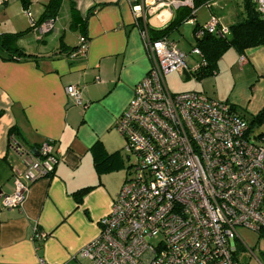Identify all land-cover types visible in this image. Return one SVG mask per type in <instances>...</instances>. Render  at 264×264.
Instances as JSON below:
<instances>
[{
  "label": "crops",
  "instance_id": "0c3cea01",
  "mask_svg": "<svg viewBox=\"0 0 264 264\" xmlns=\"http://www.w3.org/2000/svg\"><path fill=\"white\" fill-rule=\"evenodd\" d=\"M49 1L0 5V35L23 33L20 53L9 59L0 49V264H87L77 253L97 236L127 177L126 141L115 122L150 65L127 0H59L54 30L38 36L30 23L42 19ZM197 1V27L215 16L229 30L246 18L248 3L257 11L251 0ZM79 36L87 39V52L69 59ZM219 62L230 72L237 68L247 84L264 82V45L243 54L229 49ZM69 85L81 89V104L67 97ZM44 144L59 158L54 171L29 184L20 209H3L12 171L25 170L16 150L37 156ZM35 232L45 239L34 242ZM244 252V264H264V246L256 255L255 248L239 247V264Z\"/></svg>",
  "mask_w": 264,
  "mask_h": 264
},
{
  "label": "built area",
  "instance_id": "2783aa9c",
  "mask_svg": "<svg viewBox=\"0 0 264 264\" xmlns=\"http://www.w3.org/2000/svg\"><path fill=\"white\" fill-rule=\"evenodd\" d=\"M251 1L264 16V0ZM127 2L150 62L115 122L128 162H134L99 220L97 236L77 256L87 264H239L238 248H245L239 232L264 229V147L252 142L247 120L229 104L199 92L170 93L167 75L193 77L204 66L202 54L193 47L188 55L169 38L152 40L149 34L165 28L180 8L192 11L186 24L194 25L195 41L224 37L229 30L215 16L197 27L194 0ZM54 24V18L31 20L30 28L43 36ZM87 47L79 36L68 58L85 56ZM189 56L198 58L190 68ZM65 93L81 104L80 88L69 85ZM16 151L25 170L12 171V193L1 199L5 210L20 209L29 184L51 175L59 161L50 144L37 156ZM45 237L35 232L32 240Z\"/></svg>",
  "mask_w": 264,
  "mask_h": 264
},
{
  "label": "rangeland",
  "instance_id": "374dc122",
  "mask_svg": "<svg viewBox=\"0 0 264 264\" xmlns=\"http://www.w3.org/2000/svg\"><path fill=\"white\" fill-rule=\"evenodd\" d=\"M199 17H201L200 14ZM169 38L177 45L178 49L188 55L190 54L192 46L194 45L193 27L191 25L182 24L178 29L170 33ZM231 53L233 52L226 53L224 58L229 59L230 55H233ZM196 60H198L197 57L189 56L187 60L188 67L190 68L195 65ZM217 73L218 75L213 78H204L201 81V85L193 77L185 74L172 73L166 77V86L172 94L199 92L219 102L228 103L248 123H252L253 117L264 109V82H259L258 86L255 84H247L245 82V75H241L237 68H233L230 72L220 62ZM249 134L254 144L264 147V121L259 124H252ZM133 162L134 157H131L129 165L133 164ZM120 173L121 175L124 174L123 172ZM120 173L116 174V176L109 177L110 185L115 186V182ZM245 231L241 230L239 236L245 245L249 248H255V255L258 254L262 251L264 239L257 238L258 236L255 233ZM239 261L241 264L245 263V252L239 256Z\"/></svg>",
  "mask_w": 264,
  "mask_h": 264
},
{
  "label": "trees",
  "instance_id": "16d2710c",
  "mask_svg": "<svg viewBox=\"0 0 264 264\" xmlns=\"http://www.w3.org/2000/svg\"><path fill=\"white\" fill-rule=\"evenodd\" d=\"M20 1L23 7L27 8L26 5L28 4V0ZM198 3L200 2L194 0V9L198 7ZM58 7L59 0H50L45 7L42 19H40L38 23L45 21L44 19L46 18H55ZM191 12L192 11L187 8L178 9L174 14L173 19L165 28L160 30H150L149 34L151 39L160 40L163 38H168L173 30L178 29L179 26L185 24L186 21L191 18ZM29 30H31V28H29ZM22 34L23 33L0 35V49H3L7 52L9 59L20 51L16 46V41L22 36ZM262 45H264V16L255 11L250 3H248L246 7V18L240 23L230 26L228 35L224 37L205 35L198 41L194 40V45L192 48L196 47L199 49L202 54L204 66H202L193 75V78L196 81L201 82L204 78L217 75V64L223 54L229 49H234L238 54H243L247 49ZM230 107L234 112H236L232 105H230ZM262 121H264V109H262L255 117H253L252 123H248V133H250L252 124H259ZM14 131V129H11L9 134L11 135L14 133ZM128 169L129 164L127 167V175L129 171ZM256 234L259 239H264V229H260Z\"/></svg>",
  "mask_w": 264,
  "mask_h": 264
}]
</instances>
